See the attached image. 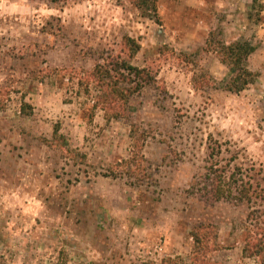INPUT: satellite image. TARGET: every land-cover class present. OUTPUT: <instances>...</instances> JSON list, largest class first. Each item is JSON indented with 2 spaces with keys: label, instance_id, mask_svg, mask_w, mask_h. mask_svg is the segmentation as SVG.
I'll list each match as a JSON object with an SVG mask.
<instances>
[{
  "label": "rangeland",
  "instance_id": "374dc122",
  "mask_svg": "<svg viewBox=\"0 0 264 264\" xmlns=\"http://www.w3.org/2000/svg\"><path fill=\"white\" fill-rule=\"evenodd\" d=\"M157 5L160 22L132 0H0V264H262L243 248L264 232V6ZM127 37L157 82L107 120L90 73L127 58ZM236 40L257 46L240 93L216 42ZM214 148L252 201L193 189ZM209 223L197 262L191 232Z\"/></svg>",
  "mask_w": 264,
  "mask_h": 264
},
{
  "label": "trees",
  "instance_id": "16d2710c",
  "mask_svg": "<svg viewBox=\"0 0 264 264\" xmlns=\"http://www.w3.org/2000/svg\"><path fill=\"white\" fill-rule=\"evenodd\" d=\"M50 1L60 3L66 0ZM132 2L141 16L160 22L158 0H132ZM258 4L261 7L264 6L259 0H253V7ZM216 42L219 59L231 72L225 88L240 93L256 79V74L246 66V62L257 46L250 40H236L231 43ZM127 44L131 48L127 58L122 55L111 56L109 61L97 63L90 73L96 81L97 89L94 107L101 108L107 120L126 116L132 97L140 93L145 86L155 85L157 82V74L149 67H140L132 62L139 44L132 37H127ZM137 148L140 149L141 146L137 144ZM215 151L217 150L214 148L211 152V161L202 178L192 184L193 189L200 191L202 196L213 201L230 198L252 201L254 187L250 180L240 177L242 168L236 166L232 171L230 162L221 165L219 159H214L217 155ZM191 235L195 241L193 259L203 262L202 255L205 256L211 251L210 244L217 235L216 225L199 224L192 229ZM243 252L247 257L257 256L264 264V232L249 229Z\"/></svg>",
  "mask_w": 264,
  "mask_h": 264
}]
</instances>
